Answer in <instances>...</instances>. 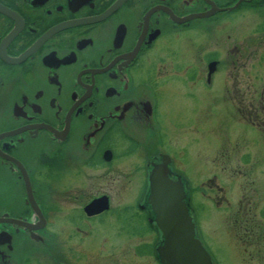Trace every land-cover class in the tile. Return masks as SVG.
<instances>
[{"label": "flooded vegetation", "instance_id": "1", "mask_svg": "<svg viewBox=\"0 0 264 264\" xmlns=\"http://www.w3.org/2000/svg\"><path fill=\"white\" fill-rule=\"evenodd\" d=\"M174 82L204 119L212 96L208 126L264 133V0H0V264H159L144 191L172 157L157 108ZM236 210L228 241L263 254L264 209Z\"/></svg>", "mask_w": 264, "mask_h": 264}, {"label": "rangeland", "instance_id": "2", "mask_svg": "<svg viewBox=\"0 0 264 264\" xmlns=\"http://www.w3.org/2000/svg\"><path fill=\"white\" fill-rule=\"evenodd\" d=\"M172 86L173 92L170 83L158 94V121L163 129L164 148L191 181L193 202L200 213L205 241L219 264H264V251L263 254H255L257 249L254 247L245 251L234 237L235 251L223 230V225L233 217L232 208L237 209L238 218H249L250 215L261 218V210L264 209V133L256 127L252 129L236 124L232 129L228 122L218 125L214 113V124L208 126L213 121L212 96L205 99V104H200L204 105L206 113L207 108L210 109L206 116L210 120L205 121L206 117L197 115L198 107L185 108L186 99L176 91V82ZM187 116L188 126L184 123ZM226 118L228 121V116ZM135 179V182L128 183L132 190L144 181L143 176L141 181L140 178ZM198 190L205 191L203 196ZM211 201L221 210L210 206ZM211 214L214 215L212 220ZM122 225L125 226L124 221ZM125 231L129 229L125 227ZM229 232L233 233L231 229ZM146 261L149 262L143 256L139 260H124L122 264H149Z\"/></svg>", "mask_w": 264, "mask_h": 264}, {"label": "water", "instance_id": "3", "mask_svg": "<svg viewBox=\"0 0 264 264\" xmlns=\"http://www.w3.org/2000/svg\"><path fill=\"white\" fill-rule=\"evenodd\" d=\"M168 163V155L161 154L148 174L147 200L153 205L164 236L158 255L163 264H210L194 236L183 181L169 176Z\"/></svg>", "mask_w": 264, "mask_h": 264}, {"label": "bare ground", "instance_id": "4", "mask_svg": "<svg viewBox=\"0 0 264 264\" xmlns=\"http://www.w3.org/2000/svg\"><path fill=\"white\" fill-rule=\"evenodd\" d=\"M191 186H192V184H191ZM145 199H146V197H145ZM203 203H205V201H203ZM91 206H92V202H90L89 203ZM197 210H198V208H197ZM199 215H200V213H199ZM219 216V215H218ZM213 217H214V215L213 214H211V217H210V220H212L213 219ZM220 217V216H219ZM200 222V221H199Z\"/></svg>", "mask_w": 264, "mask_h": 264}]
</instances>
